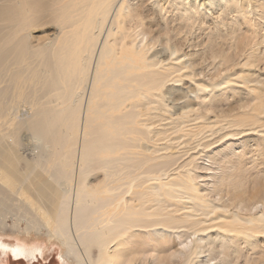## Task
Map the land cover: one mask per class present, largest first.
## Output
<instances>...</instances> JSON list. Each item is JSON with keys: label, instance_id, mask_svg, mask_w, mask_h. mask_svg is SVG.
I'll list each match as a JSON object with an SVG mask.
<instances>
[{"label": "bare ground", "instance_id": "obj_1", "mask_svg": "<svg viewBox=\"0 0 264 264\" xmlns=\"http://www.w3.org/2000/svg\"><path fill=\"white\" fill-rule=\"evenodd\" d=\"M263 61L264 0H0V232L62 264H264Z\"/></svg>", "mask_w": 264, "mask_h": 264}, {"label": "rangeland", "instance_id": "obj_2", "mask_svg": "<svg viewBox=\"0 0 264 264\" xmlns=\"http://www.w3.org/2000/svg\"><path fill=\"white\" fill-rule=\"evenodd\" d=\"M143 22L147 23V18L142 15ZM155 21H158L157 19ZM209 23V22H207ZM211 24L210 26H212ZM132 27L134 29H137L138 27H135L133 24ZM218 28L222 27L221 25L217 26ZM151 36H154L158 39V42H156V45L154 48L158 46V44L161 43L162 40V32L160 31V28L156 24H152L149 27V32ZM183 39V45L182 48H184L185 51L188 49H196L199 50L194 53L191 56V60L197 62L198 64L208 65L203 70L204 72L207 71L208 67L210 66L211 60L207 57H203L204 54H206V51L203 49V43L205 41L204 36H202L201 32H199L197 35L195 33L188 34L185 33V35L180 36ZM216 65H219V57L214 59ZM264 62V61H263ZM263 64V63H262ZM158 110L156 111L155 118H151V122L153 123V126L155 130H152L151 132H157L159 128V115ZM223 114L222 112V106L219 108V116ZM213 118V117H212ZM214 119V118H213ZM9 221V222H8ZM11 223L10 219L6 220L7 229L2 230L0 232V237L4 242H7L9 244H15V243H21L24 244L27 248L37 246L38 251H36V257H33L31 260H28L25 257H19L18 259H15V256L12 254L10 250H6L5 253H1L0 251V264H62L59 260V252L60 247L55 243H48L46 239L43 237H38L36 234L31 233V236L27 235H21L20 233L13 232L9 226ZM64 264H72L69 262H65Z\"/></svg>", "mask_w": 264, "mask_h": 264}]
</instances>
